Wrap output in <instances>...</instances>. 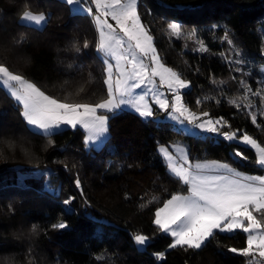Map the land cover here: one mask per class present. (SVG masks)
<instances>
[{"label":"trees","instance_id":"trees-1","mask_svg":"<svg viewBox=\"0 0 264 264\" xmlns=\"http://www.w3.org/2000/svg\"><path fill=\"white\" fill-rule=\"evenodd\" d=\"M25 10L50 14V20L42 30L23 27L19 17ZM138 11L163 62L190 82V88L183 91L187 106L224 117L231 130L242 129L264 142V116L257 111V125H253L246 114L250 110L228 102L240 103L241 73L229 70L227 60L235 59V52L219 39L226 26L235 47L248 60L244 71L255 90L257 81L264 78L259 71L264 66V0H140ZM173 21L183 22L185 35L170 36L167 23ZM212 25L219 27L213 30ZM192 28L199 31L189 38L186 34ZM21 36L26 43L18 45L15 41ZM96 36L90 19L69 11L62 0H0V63L65 102L97 103L105 97L103 66L93 47ZM85 40L90 46L83 53L71 48L73 43L82 47ZM201 40L209 52L193 51ZM213 79L217 85L224 82V95ZM206 96H217L221 103L209 99L197 107L196 100ZM251 99L258 110L260 99ZM34 131L26 127L20 109L0 85V259L11 264H246L247 258L227 250L246 246V235L241 232L231 238L218 234L199 250L168 249L170 237L152 223L161 204L149 201L167 199L179 188L167 173L157 150L159 143L179 140L193 157L257 173L260 170L251 162L255 154L250 147L207 134H178L169 122L145 120L130 110H121L110 119L108 139L99 149L85 147L79 127L63 128L50 138ZM235 149L243 151L249 162L233 163ZM38 168L46 171L49 185L58 186L57 193L31 185L28 181H34L33 175L24 183L16 181L18 172ZM77 178L83 197L75 185ZM70 196L75 199L65 206L63 201ZM61 219L68 227L52 230L50 225ZM34 224L39 225V234L33 236ZM134 234L150 237L148 244L137 248ZM159 252L165 253L162 260L154 256Z\"/></svg>","mask_w":264,"mask_h":264},{"label":"snow or ice","instance_id":"snow-or-ice-1","mask_svg":"<svg viewBox=\"0 0 264 264\" xmlns=\"http://www.w3.org/2000/svg\"><path fill=\"white\" fill-rule=\"evenodd\" d=\"M62 2L71 6L72 12L89 18L93 23L97 34L93 47L103 66L101 83L106 98L97 103L65 102L46 94L26 75L13 72L4 63H0V84L20 109L26 127L35 130L34 134L50 138L62 127H79L88 134L85 141V146H88L108 139L110 119L124 108L148 120L154 116L155 107L157 111L167 113V119L177 125L178 134H198L197 130H200V133L216 134V139L222 142L250 147L255 154V160L251 162L264 173V142H258L253 135L242 129L231 130L224 117L213 118L208 111L197 114L186 106L182 90L189 89L190 82L183 78L182 72L174 71L163 62L150 29L141 20L138 11L140 0ZM49 20L50 14H33L29 10L23 11L20 16L21 25L33 30H42ZM184 27L181 21L167 23L170 36L176 38L185 35ZM218 27L212 25L213 30ZM198 31L192 28L186 35L189 38L195 37ZM261 34L264 36V31ZM230 36V30L225 26L224 36L219 39L226 41L230 50L235 52V59H228L227 65L230 71L241 73L238 85L243 92L240 103L236 99L228 102L238 109L250 110L246 114L250 115L252 124L257 125V111L260 116H264V78L257 81L258 87L253 90L244 71L248 60L235 47ZM15 43L22 45L26 39L21 36ZM89 46L85 40L82 47L73 43L71 48L81 54ZM193 51L203 53L210 50L201 40L199 47ZM261 55L264 56V50ZM196 71L199 72V68ZM259 71L264 73V66ZM232 80L236 81L237 77L232 76ZM212 83L224 95V82L217 85L213 79ZM251 97L260 99L258 110L254 108ZM209 99L215 100L217 105L221 103V98L217 96H206L198 98L196 106L199 107ZM226 128L228 130H224ZM261 130L264 131V128ZM48 143L52 144V140L49 139ZM176 151L178 157L167 147L159 148V153L167 161V173L179 188L169 193L167 199L153 197L149 201L162 205L156 207L152 223L160 233L170 237L171 242L167 248L199 250L210 240L216 239L218 234H228L231 238L233 234L241 232L246 235V246L229 247L227 250L247 258L246 264H264V174H248L228 162L193 157L186 145L177 147ZM231 158L233 163L250 160L239 149L232 152ZM75 185L83 197L78 178ZM74 199L70 196L63 203L68 206ZM50 227L52 230H64L68 225L61 219V222ZM38 234L39 225L34 224L30 235ZM133 239L138 246H145L150 237L135 235ZM164 255V252L154 253L157 260H162ZM0 264H11V261L0 259Z\"/></svg>","mask_w":264,"mask_h":264},{"label":"rangeland","instance_id":"rangeland-1","mask_svg":"<svg viewBox=\"0 0 264 264\" xmlns=\"http://www.w3.org/2000/svg\"><path fill=\"white\" fill-rule=\"evenodd\" d=\"M68 6V5H67ZM68 9H69V11H71L70 9H71V6H68ZM72 12V11H71ZM33 14H39V13H33ZM22 15V14H21ZM20 15V16H21ZM19 21H20V17H19ZM110 22H112V21H110ZM114 23V22H113ZM166 66H168V67H171V66H169V65H167L166 64ZM172 68V67H171ZM174 70V69H173ZM175 71V70H174ZM33 81V80H32ZM188 81V80H187ZM34 82V81H33ZM1 86H3L2 84H0ZM6 90V89H5ZM7 91V90H6ZM139 91V90H138ZM184 90H182V92H183ZM8 93V92H7ZM46 93V92H45ZM46 94H48V93H46ZM49 95V94H48ZM54 97V96H53ZM54 98H56V97H54ZM104 98H106V97H104ZM103 98V99H104ZM59 99V98H58ZM102 99V100H103ZM186 106H187V104H186ZM189 107V106H188ZM189 109L191 110V111H193V112H196L197 114H199L200 112H197L196 110H194V109H192V108H190L189 107ZM123 110H130V111H133V110H131V109H129V108H124ZM134 112V111H133ZM213 118H215V117H213ZM149 119H152L154 122H156V123H158V122H169L170 123V125L173 127V128H175L176 130H177V125L176 124H174L171 120H169V119H167V113H164V112H161V111H157L156 109H155V107H154V116L152 117V118H149ZM206 119V118H205ZM63 128H70V127H67V126H65V127H62V129ZM83 132H84V137H83V140H84V142L86 141V139H87V132L86 131H84L83 130ZM184 134H192V133H188V132H183ZM197 133L198 134H193V135H200V136H204V135H211V136H214L215 138H216V134H211V133H200V130H197ZM106 140V139H105ZM105 140H103L102 142H98V143H90L88 146H85L87 149H89L90 147H93V148H95V149H99L100 147H101V145L105 142ZM241 145H243V144H241ZM183 146H185L182 142H180L179 140H177V141H174V142H170V143H159L158 144V146H157V150H158V152H159V148L160 147H167V148H169V151L174 155V156H177L178 157V153H177V151H176V148L177 147H183ZM245 146V145H244ZM112 146H108V149H110ZM254 151V150H253ZM160 154V153H159ZM231 154H232V152H231ZM161 156H162V154H160ZM163 158V157H162ZM164 160V159H163ZM209 160V159H208ZM210 160H216V159H210ZM165 161V163H167V161L166 160H164ZM223 162V161H222ZM244 172V171H243ZM245 173H247V172H245ZM46 171H44V170H41V168H38V169H36L35 171H33V172H28V173H23V172H18V174H17V179H16V181L17 182H19V183H24L25 182V178H27V177H30L31 175H33L34 176V181H28L31 185H35V187H38V188H43V189H47L48 191H50V192H53V193H57L58 192V186H52V185H49V183L47 182V179H48V177H46ZM248 174H264V173H261V172H257V173H248ZM43 175H44V177H43ZM162 206V205H161ZM138 235H140V234H138ZM135 236V234L132 236V237H134ZM133 242L135 243V241H134V239H133ZM135 245H136V247L137 248H139V249H141V248H143L144 246H138L136 243H135Z\"/></svg>","mask_w":264,"mask_h":264},{"label":"crops","instance_id":"crops-1","mask_svg":"<svg viewBox=\"0 0 264 264\" xmlns=\"http://www.w3.org/2000/svg\"><path fill=\"white\" fill-rule=\"evenodd\" d=\"M210 160V159H209Z\"/></svg>","mask_w":264,"mask_h":264}]
</instances>
